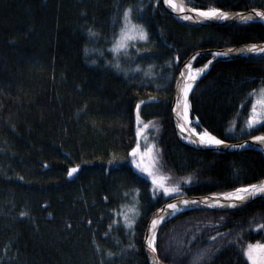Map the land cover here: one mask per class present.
Returning <instances> with one entry per match:
<instances>
[{
	"label": "trees",
	"instance_id": "1",
	"mask_svg": "<svg viewBox=\"0 0 264 264\" xmlns=\"http://www.w3.org/2000/svg\"><path fill=\"white\" fill-rule=\"evenodd\" d=\"M181 2L229 13L264 10V0ZM130 3L144 5L136 22L148 39L136 47L147 51L130 49L117 71L105 63L113 59L108 38L119 28L117 5ZM89 28L98 35L89 37ZM260 42L259 20L184 25L160 0H0V264H147L146 224L172 196L154 194L130 164L137 101L159 171L187 178L176 183L179 196L229 192L263 179L257 146L230 154L194 151L176 140L170 115L174 79L189 54ZM262 57L218 59L207 67L187 96L198 130L225 142L264 134V120L246 123L256 95H264ZM212 60L200 57L192 67ZM136 65L137 72L125 74ZM132 205L139 215L129 214L134 223L125 228L121 213ZM256 225H264V197L234 210L183 208L157 228L156 255L164 264H189L207 247L215 250L205 264H249L242 247L264 241V227Z\"/></svg>",
	"mask_w": 264,
	"mask_h": 264
},
{
	"label": "snow or ice",
	"instance_id": "2",
	"mask_svg": "<svg viewBox=\"0 0 264 264\" xmlns=\"http://www.w3.org/2000/svg\"><path fill=\"white\" fill-rule=\"evenodd\" d=\"M153 4H155V0H151ZM164 3L175 8L176 5L174 4L173 0H164ZM144 8L143 3H130L127 6H124L122 9L120 8L119 5H117V11H118V23H119V28L115 29L114 33L112 34L111 37L108 38V43L110 47V53L112 56V60H106V64H110L113 68H115L117 71H120V58L121 56L127 57L129 55V50L133 49L135 52L140 53V52H146L147 50L137 48L136 44L141 41H146L148 39V33L145 28V26L141 23H137V20L142 19V9ZM183 11V9H181ZM255 11V15L261 17L264 19V12L261 11ZM192 12L197 13V17H191L185 15L183 18L184 19H193V18H199V19H204V18H220L224 19L229 16V13L227 12H222L218 8H208V9H202V8H193ZM241 19H252V15L248 16H242L240 17ZM115 19V17H114ZM88 35L89 37H95L98 34L92 29H88ZM250 50L252 52H260L264 53V49L258 48L256 45H251ZM84 51L87 53L89 49L87 46H85ZM93 51L100 52L103 54L102 49H96ZM230 51H239V50H230ZM227 53H224L226 55ZM213 55H221V53H213ZM264 58V57H262ZM95 61H93L94 63ZM150 67V66H149ZM185 67H188L186 65ZM208 67V64L206 63L202 68L196 69V75H193L189 73L187 77H183V70L181 72V78L184 79V83L182 88L180 89V92L184 96V102H183V107H184V112H185V124L188 123L187 119V111H188V100L187 96L189 93V90L192 89L193 84L192 81H195L197 78V75L199 73L203 72L204 69ZM141 68L140 65H136L135 68L132 69H126L125 74L127 75L128 72H137ZM151 74V73H149ZM255 89L251 90L249 94H246L244 100L242 103H247V100L254 95ZM260 91L264 93V85H261ZM152 99V98H149ZM180 101H177L179 103ZM143 101H137L136 104V115H135V120L137 123L136 129H135V134L137 137V140L139 141V137L141 136L142 132L144 131L145 128H147V125H145L143 128L140 126L142 117L140 115L139 109ZM264 103V101H262ZM264 120V110L258 112L257 108L255 106V102L250 106V114L247 116V125L249 127H252L257 124L258 121ZM180 127H183L181 125ZM199 136V143L204 144V145H223L225 144V141L222 139L217 138L214 136L212 133L208 132L206 129L198 133ZM187 139V137H185ZM253 141H264V135H257L251 137ZM195 142V141H194ZM236 147H239V145H236ZM138 152V147H132L130 149V154L135 157ZM132 164L135 165L137 169H139L142 173H147L148 176L152 178L153 185H154V190L156 187L163 188L164 194L167 195L170 192L177 191L175 187H166L162 183H160L161 180L165 179L164 177H157L153 175L152 171L147 167V166H142L141 163H138L135 159L132 160ZM79 165L75 167H69L67 169V174L69 176L73 175L76 173L77 168ZM257 193H264V182L261 183H253V184H243L240 185L234 189H232L229 192H223L219 194H213L214 196L218 195L220 197L226 198V203L228 206H235L237 204H242L245 201L249 200L250 197L255 196ZM205 200L209 199V197H205ZM199 201H188V200H183L180 201L179 203L181 205H187L189 203H198ZM212 203L216 206H219L221 204L220 199H214ZM211 206V205H210ZM177 203H170L167 205L168 209H171L173 211L177 210ZM129 214L132 215V217H137L139 215L138 210L135 208L134 205L129 206L127 210L123 213H121V216L123 217L124 220V227L125 228H130L133 226L134 219L130 218ZM21 215H24V213H21ZM167 217H161L160 219L153 218L150 223H149V230L146 233L145 236V241L144 244L149 251L150 254H153L154 259L156 258L154 254L157 253V247H156V239H157V232L154 231L153 229L156 228L157 225H159L162 220H165ZM115 223V221H113ZM111 226V225H110ZM257 228L264 227V225H256ZM196 231H199L197 229ZM222 235L220 233H217V236ZM240 234L237 233V236ZM209 240H213L214 237H208ZM128 247H132V245H129ZM261 250V255L259 257V261L256 255H254L255 250ZM215 249H210V248H204L200 249L196 254L192 255L191 260L189 261V264H205V258L209 255L210 251H214ZM242 253L243 256L247 258L248 261L251 262V264H264V244L256 243L252 244L249 243L247 244L246 247H242ZM166 255V253H164ZM108 256H111L112 253L108 252ZM156 264H160L159 260L157 259Z\"/></svg>",
	"mask_w": 264,
	"mask_h": 264
},
{
	"label": "water",
	"instance_id": "3",
	"mask_svg": "<svg viewBox=\"0 0 264 264\" xmlns=\"http://www.w3.org/2000/svg\"><path fill=\"white\" fill-rule=\"evenodd\" d=\"M178 1H179V3H182L181 0H178ZM160 3H161L162 8L168 14H170L177 22L184 24V25H190V26L230 25V24H235V23L242 22V21L246 20V19H241L240 17L248 16V15H252V18L256 17V18L262 19L261 17L255 15L254 10L264 12L263 10H260L258 8H251L248 10H240V11L231 12V13H229V16L224 18V19L215 18V17L204 18V19H199V18L184 19L183 17L185 15L191 16V17H197L198 14L192 12V9L185 10L184 12H178V11L174 10L171 6L165 4L164 0H160ZM262 20H264V19H262ZM251 45H256L258 48L264 49V42L257 43V44L246 43V44H241V45H238L235 47H228V48H205V49H200V50H196V51L192 52L182 62V64L178 68L176 76H175V80H174L173 88H172L171 104H170V115H171V121H172V125H173V131H174L176 140L180 144H182V145H184V146H186V147H188L194 151L213 152V153H217V154H230V153H235V152L241 151V150L248 148L250 146H257L264 153V141H253L251 139V137L244 139V140L237 141V142H225V144L219 145V146L200 144L198 142L199 141L198 135L196 133H194L192 130H190L188 126H186L184 123H182L179 120V117L177 115L178 104H182L184 101L182 93L180 92V89L182 88L183 83H184L183 78H181V72L183 70V77H184L185 76L184 73L186 71V67H185L186 65H190L193 61H195L198 58L203 57V56L213 58V60L209 64V67H210L212 65V63L218 59L249 57V56L259 54L260 52H257L255 54L251 53V50H250ZM230 50H239V51H230ZM213 53H221V55H213ZM224 53H227V54L224 55ZM177 101H180V102L177 103ZM180 125H183L184 130H180ZM257 135H264V134L260 133V134L254 135V136H257ZM185 137H187V139H185ZM236 145H239V147H236ZM261 182H264V179H262L259 183H261ZM205 197H209V199L205 200L204 199ZM263 197H264V193H257L255 196L250 197L249 200L245 201L244 203L237 204L235 206H228V204L226 203V198L220 197L218 195L214 196L211 194L201 195V196H176V197H172V198L168 199L167 201H165L162 205H160L158 208H156L152 212V214L150 215L148 222L146 224L144 234H143V239H142V248H143L145 261L147 262V264H156L157 259H158L160 264H164V263H162V261L158 258V256L156 254H154L156 257L154 259L153 254H150L149 251L147 250V248L144 244V241H145L146 233L149 230V223L153 218L160 219L161 217H165V216L168 218L174 212L173 210L167 208L168 204L174 203V202L177 203V205H178L177 209L194 206V207L216 208L219 210H234V209L242 208V207L246 206L247 204H249V203H251L257 199L263 198ZM214 199H220L221 204L219 206L214 205L212 203V201ZM183 200L199 201V202L198 203H189L187 205H181L179 202L183 201ZM163 221L164 220H162V222ZM159 225H157L156 228L153 230L156 231L157 228L159 227Z\"/></svg>",
	"mask_w": 264,
	"mask_h": 264
},
{
	"label": "rangeland",
	"instance_id": "4",
	"mask_svg": "<svg viewBox=\"0 0 264 264\" xmlns=\"http://www.w3.org/2000/svg\"><path fill=\"white\" fill-rule=\"evenodd\" d=\"M179 4H181V5H179V10L183 9V11H179V12H184L185 10L192 9V8L186 7L183 3H179ZM253 19H257V18L256 17H253L251 20H253ZM247 20H249V19H247ZM262 23L264 25V21ZM251 53L252 54H255L257 52H252L251 51ZM209 63L210 62H208L207 64L209 65ZM203 66L194 67V68L189 67V66L186 67L185 77H187L189 75V73H191L193 75H196V69L202 68ZM205 70H207V68L204 69V71ZM203 72H201V73H203ZM201 73H199V75ZM199 75H197V77ZM262 101H264V95L263 94L256 95L255 99L253 100V102H255V106H256L258 112L264 110V103H262ZM192 119L194 120V118H192ZM194 121L197 123L196 120H194ZM258 122H260V121H258ZM145 125L146 124L144 122H141V125L140 126L143 128ZM146 129L147 128L144 129V131L142 132L141 136L139 137V141L136 140L135 147H138V152H137V155L135 157H133L130 154V164L134 168L135 171H137L140 175L146 177L150 181L151 186H152V189L154 191V194H158L159 192L160 193L162 192L163 195L166 196V197H171V196L172 197H176V196H179L178 195L179 189L177 188L176 183L178 184L179 182H184V181L187 180V178H181V177H179V178L172 179V178L168 177L167 175H165V174H163V173H161L159 171V168H158V150L156 148V145H155L154 141L152 139H150V137L147 134V132L145 133ZM133 159H135L138 163H141L142 166H147L152 171L153 175H155L157 177H164L165 179L161 180L160 183H162L166 187H170V188L171 187H175L177 189V191L170 192L167 195H165L164 194V191H163V188L156 187L155 190H154V185H153L152 178L150 176H148L147 173H142L139 169H137L135 167V165L132 164V160ZM184 208H188V207H184ZM180 209H182V208H180ZM178 210H176L175 212H177ZM252 244H254V243H252ZM248 263L251 264L250 261H248Z\"/></svg>",
	"mask_w": 264,
	"mask_h": 264
},
{
	"label": "bare ground",
	"instance_id": "5",
	"mask_svg": "<svg viewBox=\"0 0 264 264\" xmlns=\"http://www.w3.org/2000/svg\"><path fill=\"white\" fill-rule=\"evenodd\" d=\"M173 2H174V4L176 5V7L175 8H173L174 10H176V11H181V10H179V5H181V4H179V1L178 0H173ZM259 9V8H258ZM260 10H262V9H260ZM264 11V10H263ZM223 12V11H222ZM227 13H229V12H227ZM253 20H259V21H261V22H263L262 21V19H259V18H257V19H253ZM246 21H249V20H244V21H242V22H246ZM260 43H262V42H260ZM253 44H257V43H253ZM259 54H262V53H259ZM184 61V60H183ZM194 62V61H193ZM192 62V63H193ZM192 63L190 64V65H188L189 67H192ZM182 64V63H181ZM180 64V65H181ZM180 67V66H179ZM192 68H194V67H192ZM185 74V73H184ZM201 75H199L197 78H196V80L200 77ZM185 77V76H184ZM175 80V79H174ZM195 80V81H196ZM183 81H184V79H183ZM195 81H192V84H193V82H195ZM182 96H183V94H182ZM183 99H184V96H183ZM184 102V101H183ZM171 104V103H170ZM177 115H178V117H179V120L182 122V123H184L185 124V112H184V107H183V103L182 104H178V111H177ZM187 119H188V123L187 124H185L186 126H188L189 127V129L190 130H192L194 133H196L197 135H198V133L199 132H201V131H203V130H198L197 128H196V126H198L199 124H198V122L196 123L191 117H190V114H189V109H188V111H187ZM197 121V120H196ZM181 126V125H180ZM180 130H184V127H180ZM260 134V133H259ZM261 134H263V133H261ZM199 137V136H198ZM264 179V178H263ZM262 180V179H261ZM260 180V181H261ZM179 209V208H178ZM177 209V210H178ZM179 210H181V209H179ZM178 210V211H179ZM177 211V212H178ZM175 212V211H174ZM172 213L171 214V216L173 215V214H175V213ZM170 217V216H169ZM168 217V218H169ZM167 219V218H166Z\"/></svg>",
	"mask_w": 264,
	"mask_h": 264
},
{
	"label": "flooded vegetation",
	"instance_id": "6",
	"mask_svg": "<svg viewBox=\"0 0 264 264\" xmlns=\"http://www.w3.org/2000/svg\"><path fill=\"white\" fill-rule=\"evenodd\" d=\"M260 199H261V198H260ZM256 243L264 244V241L256 240V242H255L254 244H256ZM254 255L257 256L258 261H259V257H260V255H261V250H259V249L255 250Z\"/></svg>",
	"mask_w": 264,
	"mask_h": 264
}]
</instances>
